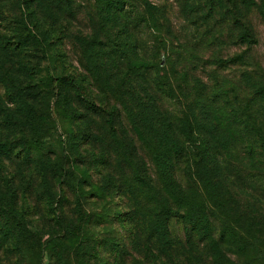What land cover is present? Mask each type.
Segmentation results:
<instances>
[{"label": "rangeland", "instance_id": "374dc122", "mask_svg": "<svg viewBox=\"0 0 264 264\" xmlns=\"http://www.w3.org/2000/svg\"><path fill=\"white\" fill-rule=\"evenodd\" d=\"M100 1L0 0V264H164L143 252L144 238L132 222L142 201L124 188L131 183L130 165L142 176L148 166L157 181L148 148L106 86L107 76L90 71L84 41L106 49L132 37L130 59L140 63L139 77L146 79L164 66L170 50L195 54L187 64L192 74L210 89L234 84L241 108L264 115V93L248 103L251 91L243 80L250 76L264 84V0L236 2L251 43L237 37L242 28L232 23L229 0H223L225 16L213 14L207 25L198 17L211 0H120L132 1L134 17L128 11L127 19L113 23L101 19ZM117 56V63L109 62L112 75L128 66L126 57ZM66 75L81 82V94L95 110L82 106L74 85L53 82ZM175 95L178 100L165 97L162 103L171 115L180 113L184 101L178 90ZM258 143L249 155L245 139L232 160L239 190L225 212L240 236L238 254H225L235 264H264V150ZM62 165L69 169L64 180ZM109 176L117 190H105ZM5 201L21 220L2 214ZM211 222L217 231L219 221ZM169 229L184 242L182 222L172 218Z\"/></svg>", "mask_w": 264, "mask_h": 264}, {"label": "trees", "instance_id": "16d2710c", "mask_svg": "<svg viewBox=\"0 0 264 264\" xmlns=\"http://www.w3.org/2000/svg\"><path fill=\"white\" fill-rule=\"evenodd\" d=\"M229 1L234 8L230 13L234 20L232 23L242 28L237 37L253 42L248 25L235 13L238 0ZM239 1L246 5L250 0ZM99 4L101 19L106 23H113L121 17L127 19V12L133 11L132 1L101 0ZM126 6L129 7L127 10ZM223 8V0H211L208 11L198 19L207 25L213 14L225 16ZM133 17L131 15L130 18ZM214 23L217 24L216 20ZM31 37L35 44H42L37 36ZM97 42L83 43L88 50L89 69L100 79L107 76L105 84L118 97L134 133L148 148L157 177V181L152 178L148 166L143 167L142 176L136 167L130 165L131 183L124 187L134 197L139 194L138 199L142 201V212L134 214L132 222L144 238L143 252L148 256L157 254L160 260L164 259V264H203L206 261L211 264H235L225 254H238L235 247L240 236L238 226L225 212L226 202L239 190L232 160H237L235 157L245 139L251 144L247 151L249 155L253 151V141H258L264 150V115L259 117L255 112L241 108L239 88L234 84L223 86V89L219 86L210 89L205 81L192 74L187 64L191 65L195 54L170 50L165 54L164 66H160L152 77L148 74L146 79L139 77L140 63L130 59L134 44L132 37L106 49H96ZM118 54L127 58L128 66L122 73L115 74L113 71L112 75L109 62L114 58L117 63ZM243 80L251 91L248 95V103L251 104L258 93H264V84L252 81L250 76L243 77ZM61 81L75 86L76 95L85 109L95 110L94 104L88 103L82 96L79 80L67 75L53 79L54 83ZM175 90L180 92L184 101L180 113L171 115L162 103L165 97L178 100ZM118 138L114 134V140ZM117 147L116 152H119L121 144L118 141ZM60 170V177L64 180L69 169L62 165ZM182 173L186 181L180 180ZM106 179V184L111 187L105 190H117L110 176ZM103 190L97 189L96 194H101ZM5 204L3 215L10 212L13 217L22 219L20 214L14 213L10 201H5ZM77 211L81 220L87 222L88 215L80 209ZM172 218L183 224V243L175 241L170 232ZM211 220L219 221L217 231ZM5 231L10 235V229Z\"/></svg>", "mask_w": 264, "mask_h": 264}]
</instances>
